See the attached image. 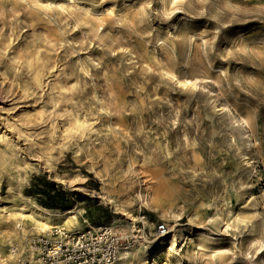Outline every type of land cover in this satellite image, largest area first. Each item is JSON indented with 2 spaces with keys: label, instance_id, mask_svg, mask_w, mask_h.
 Listing matches in <instances>:
<instances>
[{
  "label": "rangeland",
  "instance_id": "obj_1",
  "mask_svg": "<svg viewBox=\"0 0 264 264\" xmlns=\"http://www.w3.org/2000/svg\"><path fill=\"white\" fill-rule=\"evenodd\" d=\"M62 1L0 0V42L4 37L11 41L6 52L0 53V131L16 142L20 154L31 156L32 162H36V159L40 162V171L31 172L30 184L24 189L25 194L38 203L39 200L49 201L43 191H52V182L55 181L60 188L72 193L75 202L87 200L85 207L80 208L79 220L95 227L111 220L115 210L107 202L101 203L102 198L97 193L102 192V185L92 173L90 161L78 158L68 149L61 150L57 145L51 151L53 156L45 154V145L43 148V132L51 121L53 111L45 108V97L50 92L48 83L53 77L46 79L44 89H39L32 96L25 94L18 83L29 79V75L23 72V60L29 53L38 50L50 53L60 66L72 65L74 59L86 57L85 53L91 50V53L94 52L95 48H90L87 51L78 50L74 53L72 50L66 53L69 43L61 33L60 26L64 22L59 24V16L51 18L43 9L46 4L53 6ZM101 1H104L102 7L93 11L98 18H104L108 12L118 17L127 15L135 18L139 9L145 7L149 12L150 24L142 26V34L150 46L159 39V45L165 40L178 41L173 34L177 31V25H182L181 28L189 33L187 42L192 49L187 54L178 45L175 53L178 64L175 66L180 72H189L191 78L196 77L195 80L200 83L198 91L203 89L204 95L189 99L186 93L176 87L165 90L161 86L158 97L163 101L161 104H155L154 98H149L148 95L145 97L148 104L145 112L142 108V113L134 112L133 108L127 110L126 115L134 124L132 132L140 149L134 159L135 166L139 177L146 181V188L154 193L153 183L148 181L152 163H144L142 155L152 154L158 166H161L168 160L179 163L184 155L191 156L196 152L205 161V169L201 171L203 177H192L184 170L177 173L170 170L173 183L170 188L174 195L171 204L183 210L182 222H189L210 189H215L225 198L220 205L225 223H231L237 215L252 217L256 223L264 222V161L252 151L250 157L256 162V173L251 177L245 173L240 175V150L229 142L230 135H236L235 130L233 127H226L217 116L214 117L216 122L205 116L206 109L212 111L214 101L210 97L217 98L218 104H229L235 113L239 112L250 121L254 134L264 147V0H191L198 9H202L203 5H207V9L213 4L219 6L220 12H223V20L227 22L225 25L207 14L189 15L182 9L173 11L169 1ZM70 5L75 9L84 8L89 7L90 2L71 0ZM116 27L122 28L120 24ZM75 33L85 40L88 38L84 31L79 30L72 31L69 36ZM62 40L65 41L62 43ZM159 45L155 51H159ZM17 53L20 55L19 60H12ZM187 59H190L189 64L186 63ZM7 66L9 69H6ZM14 68L20 70V73L16 75ZM66 77L70 85L77 79V75ZM89 81L92 79L89 78ZM128 96L131 102L134 94L128 93ZM65 108H69V105ZM24 113L32 117L25 118ZM136 114L140 116L135 118ZM221 115L220 113V118ZM138 122L140 125H136ZM65 124V117H57L55 126L62 129ZM183 131H186L187 137H182ZM165 146L171 149V159L165 155ZM49 157L54 164L52 168L46 162ZM173 172L176 174H172ZM75 173L80 176L78 183L83 185V191H73L54 177V174H60L69 178ZM123 182L120 179L119 188ZM1 190L2 193L7 192V182L1 183ZM88 192H95L97 196L91 198L87 195ZM241 192L245 195L239 199L236 195ZM3 205L0 202V206ZM83 208L87 209L86 213ZM213 210L210 209L209 213ZM134 215L138 218L143 216L145 221L153 224H148L145 231L150 239L157 236L159 225L171 224L168 219L147 208L138 207ZM144 220L137 226L144 228ZM195 220L202 221L199 217ZM128 222L131 221L123 217L116 228L125 236L131 237L135 233L127 225ZM55 227L57 226L49 232L52 233ZM220 231L207 247L196 244L194 239L189 240L180 251L167 254L162 263L264 264V247L258 249V243L251 245V237H261L259 239L264 241V233L251 234L249 227L235 229L224 225L220 227ZM196 233L199 234L200 230H196Z\"/></svg>",
  "mask_w": 264,
  "mask_h": 264
},
{
  "label": "bare ground",
  "instance_id": "obj_2",
  "mask_svg": "<svg viewBox=\"0 0 264 264\" xmlns=\"http://www.w3.org/2000/svg\"><path fill=\"white\" fill-rule=\"evenodd\" d=\"M168 1L173 6V11L182 9L189 15L207 14L223 25L227 23L216 4L211 5L210 9H207V5L198 9L191 0H163L164 3ZM70 2L71 0H63L53 6L43 4V9L51 18L59 16V24L64 22L60 26L61 33L69 43L66 53L72 50L74 53L78 50L87 51L90 48H95L94 52L91 53V50L85 53L86 57L74 59L72 65L60 66L50 53L39 50L29 53L23 60V72L29 75V79L18 83L25 94L32 96L39 89H44L46 79L53 77L48 83L50 92L45 97V108L53 110L51 121L43 132L45 154L53 156L51 151L57 145L61 150L68 149L78 158L90 161L89 167L102 185V192L97 193L102 198L101 203L105 201L115 210L108 224L116 226L125 217L131 221L127 225L135 233L133 237L141 239L139 245L121 250L114 264H163V258L167 254L180 251L189 240L194 239L196 244L207 247L221 232L222 225L235 229L249 227L251 234L264 233V222L256 223L252 217L237 215L231 223H225L220 209L225 198L215 189L208 191L189 222H182L183 210L171 204L173 193L170 186L173 183L170 170L173 169L176 173L184 170L192 177H203L201 171L205 169V161L201 154L194 152L191 156L184 155L179 163L168 160L161 166H158L152 154L142 155L144 163H152L148 181L153 183L154 193L149 192L146 181L139 177L134 159L140 149L132 132L134 124L126 115L127 110L133 108L134 112H141L142 108L145 112V107L148 106L145 97L148 95L149 98H154L155 104H161L163 101L158 98L161 86L165 90L176 87L186 93L189 99L204 95L203 89L198 91L200 83L195 80L196 77L191 78L189 72H180L175 66L178 64L175 58L177 46L181 45L187 54L192 49L187 42L189 33L181 28L182 25H177L176 34L173 35L178 41L165 40L159 45V39L151 45L154 47L151 49L142 34V26L150 24L149 12L145 7L139 9L135 18L127 15L118 17L109 12L104 18H98L93 11L102 7L104 1L89 0V7L77 9ZM119 24L122 26L120 29L116 27ZM102 26L105 27L101 29ZM75 30L84 31L88 38L85 40L76 33L69 36ZM10 45L11 41L4 37L0 53H5ZM158 45L159 51H155ZM19 58L17 53L12 60L17 61ZM189 61L187 59L186 63L189 64ZM19 71L14 68L16 75ZM67 75H77L75 83L70 85ZM128 93L134 94L131 102ZM209 99L214 101L212 111L206 109L205 116L212 118L214 122V117L217 116L226 127H233L236 135L231 134L229 142L240 150L239 174L245 173L251 177L256 173V162L252 161L250 154L255 151L264 161L263 144L254 134L247 118L239 112L235 113L229 104H218V99L214 97ZM67 105L69 108H65ZM60 116L65 117L64 129L55 126V121ZM139 116L140 114H136L135 118ZM24 117L32 116L24 113ZM182 137H187L186 131H183ZM164 150L166 157L171 159V149L165 146ZM20 153L16 142L0 131V202L4 204L3 207L0 206V264H41L43 251L32 244L35 239L43 236L54 238L49 232L54 226L61 228L60 235L56 238L60 240L64 238V230L80 233L88 225L79 220L81 209L78 206L66 209L48 208L25 194L24 189L30 184L31 172L40 171V162L37 159L32 162L31 156ZM46 162L50 168L54 167L51 157ZM154 162L156 163L153 164ZM174 172L172 174H176ZM54 177L73 191L84 189L78 183V173L69 178L60 174H54ZM120 179L124 182L119 188ZM3 181L7 182L6 193L1 190ZM87 195L91 198L97 196L95 192H88ZM244 195L241 192L236 196L242 199ZM138 207L153 210L168 219L171 223L168 230L158 232L155 238H147L145 231L149 223L143 216L138 218L134 215ZM212 208L213 212L209 213ZM196 217L202 221L196 222ZM143 220L144 228L138 227V223ZM196 230H200V233L197 234ZM259 238L261 237H251V245L258 243V249H262L264 241Z\"/></svg>",
  "mask_w": 264,
  "mask_h": 264
},
{
  "label": "built area",
  "instance_id": "obj_3",
  "mask_svg": "<svg viewBox=\"0 0 264 264\" xmlns=\"http://www.w3.org/2000/svg\"><path fill=\"white\" fill-rule=\"evenodd\" d=\"M168 228L166 224L158 227L161 233ZM64 231L63 239L56 240L61 228L55 227L52 232L54 238L43 236L32 242L43 251L41 264H114L121 250L135 246L141 240L125 236L108 222L95 227L88 226L80 233Z\"/></svg>",
  "mask_w": 264,
  "mask_h": 264
},
{
  "label": "trees",
  "instance_id": "obj_4",
  "mask_svg": "<svg viewBox=\"0 0 264 264\" xmlns=\"http://www.w3.org/2000/svg\"><path fill=\"white\" fill-rule=\"evenodd\" d=\"M52 185H53V190H55V194H53V190L43 191L45 195L48 196L49 201L39 200V203L48 208H64L65 203L63 202L65 201L67 195L65 194V192L58 190L54 184Z\"/></svg>",
  "mask_w": 264,
  "mask_h": 264
},
{
  "label": "crops",
  "instance_id": "obj_5",
  "mask_svg": "<svg viewBox=\"0 0 264 264\" xmlns=\"http://www.w3.org/2000/svg\"><path fill=\"white\" fill-rule=\"evenodd\" d=\"M55 187L62 191V192H65V194L67 195L66 198H65V201L63 203H65V206L64 208L62 209H66V208H71V207H74V206H78L80 208L82 207H85V204L87 202V200H81V201H76L75 197H73L72 193H70L69 191H66V189H62L59 187V184L55 183V181L52 182ZM53 194H55V190H53ZM84 212L86 213L87 212V209L83 208Z\"/></svg>",
  "mask_w": 264,
  "mask_h": 264
}]
</instances>
